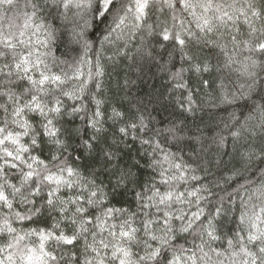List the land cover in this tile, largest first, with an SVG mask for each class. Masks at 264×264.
Here are the masks:
<instances>
[{"label":"clouds","instance_id":"9594fccd","mask_svg":"<svg viewBox=\"0 0 264 264\" xmlns=\"http://www.w3.org/2000/svg\"><path fill=\"white\" fill-rule=\"evenodd\" d=\"M260 43L264 0H0V264H264Z\"/></svg>","mask_w":264,"mask_h":264},{"label":"snow or ice","instance_id":"6c2138e0","mask_svg":"<svg viewBox=\"0 0 264 264\" xmlns=\"http://www.w3.org/2000/svg\"><path fill=\"white\" fill-rule=\"evenodd\" d=\"M145 9H146V0H136V11H137V13L140 14V15H142V14H144ZM208 23H209V21L207 19H205L204 20V24H208ZM163 39H165V40L169 39V35L167 33H165L164 36H163ZM176 42L178 44L183 45L185 41L183 39H180L178 37ZM258 47H259V49L264 50V43H260L258 45ZM205 70H207V69H205ZM99 71H100V74H102V71L103 70L100 69ZM47 79H48L47 76L43 77V79L41 80V83H43L44 80H47ZM55 79H59V77H55ZM176 167L179 168L180 165L177 164ZM68 242L70 243L71 241H68ZM27 259L29 261H32L33 257L30 255V256L27 257ZM38 259L39 260H42V256L41 257H38Z\"/></svg>","mask_w":264,"mask_h":264}]
</instances>
